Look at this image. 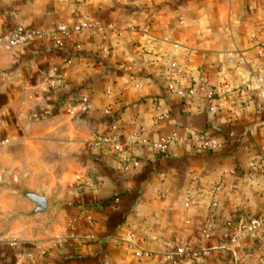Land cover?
Here are the masks:
<instances>
[{"label": "crops", "instance_id": "1", "mask_svg": "<svg viewBox=\"0 0 264 264\" xmlns=\"http://www.w3.org/2000/svg\"><path fill=\"white\" fill-rule=\"evenodd\" d=\"M83 23L105 27L106 53L94 28L62 35L61 48L37 40L8 48L0 40V183L48 200L43 215L9 219L10 209L34 207L0 188L29 204L16 210L0 201V232L8 229L0 241L13 246L14 264H264V230L230 240L241 216L264 213V58L254 46L264 42V0L0 1V33ZM54 67L67 74L59 101L87 95L91 111L74 118L63 107L48 111L41 84ZM173 74L184 89L214 91V111L199 95L170 93ZM225 86L239 95L228 96ZM39 113L45 119L34 121ZM114 128L126 143L123 158L133 150L138 167L89 148L94 135ZM174 134L187 140L153 148ZM191 134L221 146L203 150ZM76 176L96 186L76 188ZM33 179L44 188L32 187ZM76 218L72 239L66 222ZM180 248L190 256L167 259Z\"/></svg>", "mask_w": 264, "mask_h": 264}, {"label": "built area", "instance_id": "2", "mask_svg": "<svg viewBox=\"0 0 264 264\" xmlns=\"http://www.w3.org/2000/svg\"><path fill=\"white\" fill-rule=\"evenodd\" d=\"M1 1V0H0ZM90 28H94L96 32L101 35L103 42L99 45V49L106 53L108 51L106 44H105V35L104 30L105 27H102L98 24L91 25L89 23H83L71 28L66 27L63 24L57 25L53 29H46V30H31L27 29L23 26H16L14 28H7L2 33H0V40L4 41V45L6 47H15L27 44L31 41H48L52 43L54 48H61L63 46L62 43V35L71 36L74 34H81L85 30ZM106 29L115 32L117 35H122L124 30L118 28L116 25L109 24L106 26ZM146 31V30H145ZM254 46L258 51V55L261 58H264V42L254 41ZM81 47L77 46L76 50L80 51ZM65 63L68 65L72 64V59H65ZM176 72L179 74L181 73V68L176 64L172 63L171 65ZM177 74V75H178ZM67 83V74L63 72L59 67H54L51 72L45 77L44 81L41 84V88L45 94L46 100L49 102L48 111H58L61 107H63L66 113L74 118L78 114L87 113L91 111L92 104L90 102L89 96L85 95L80 100H67V101H59V93L61 88H63ZM225 93L230 97H237L239 95L238 91L230 90L226 87ZM167 90L170 93L179 95L180 97H195L199 95L200 99H204L209 101L211 104L210 110L214 111L215 109V100L217 94L208 89L204 84H200L197 87H192L189 89H184L179 86L178 79L176 75H171L170 82L168 84ZM112 113V109H106L105 114L110 115ZM46 116V115H45ZM44 118L42 113L36 115L35 118ZM167 118L166 115L160 117V119ZM191 139H195L198 143V147L203 150H214L218 149L221 145L216 141L206 140L202 136L197 135H190ZM187 138L180 137L177 134L164 137L159 141L153 144V148L157 152H165L168 151L172 146L176 143H184ZM126 143L123 141L119 131L117 128H114L112 133L108 136H102L96 134L91 142V150L96 155H105V156H113L118 161H121L123 165H132L134 167L139 166V160L133 156L132 152L130 155L123 158V153L125 151ZM73 186L76 188L81 187H94L96 186L95 182L88 176L81 177L76 176ZM220 189V186L215 188V192ZM217 207V203L214 202L212 205V209ZM80 214L86 220L89 225L94 224L93 217L90 213H88L87 209L84 207H80ZM69 237L72 239H76V228H77V218L70 220L69 225ZM264 230V213L256 217H246L241 216L236 225L232 227V233L230 235V240L233 243H236L242 239H245L250 234L255 233L256 231ZM130 238L133 239V235H130ZM130 243V242H129ZM61 246V245H60ZM45 253H42L44 256ZM136 257L142 258L146 256L145 253L141 251L135 252ZM182 256H190V253L185 251L183 248L178 249L175 252H171L167 255V259L171 262H175L177 258Z\"/></svg>", "mask_w": 264, "mask_h": 264}, {"label": "rangeland", "instance_id": "3", "mask_svg": "<svg viewBox=\"0 0 264 264\" xmlns=\"http://www.w3.org/2000/svg\"><path fill=\"white\" fill-rule=\"evenodd\" d=\"M44 119L45 118H41V117L40 118L39 117L38 118L33 117L34 121H38V120L41 121V120H44ZM94 136H93V138H94ZM93 138H92V140H93ZM92 140H91V142H92ZM91 142L89 143V148L90 149H91ZM2 164L3 163L0 162V167H3ZM6 169H7V167H6ZM10 170H11V167H10ZM6 174L9 175V180H11V171H10L9 174L8 173H6ZM33 180H35V184L32 187L37 188V189H39L41 187L44 188V186L40 187L39 184L37 183V181H39V180H37V179H33ZM0 201L4 202V203H7L10 206L14 205L16 207V210L18 208L29 207V204H27V202L22 201L21 198L19 196H17L16 194H14L13 192L12 193L11 192H9V193L8 192H6V193L0 192ZM14 201H16V203ZM17 213H18L17 211L15 212V214L11 213V209H10V212L8 214L9 219H13L14 216L17 215ZM70 220H67V222H66L67 223L66 232H67L68 236H69V230H70V228H69ZM7 230L8 229L5 228V230H2L0 232L1 237H2V235L8 234ZM9 230H11V229H9ZM11 237H13V239H14L15 236L11 235ZM3 242L4 241H2V240L0 241V264H14L15 261H16V256H15L14 251H13V249H14L13 246H11V248L10 247L8 248L7 247L8 244L7 243H3ZM63 243H64L63 242V238H60V239L56 240L55 245H56V247H58L60 249V245H63ZM44 251H45V255L44 256H46L48 251L47 250H44Z\"/></svg>", "mask_w": 264, "mask_h": 264}, {"label": "water", "instance_id": "4", "mask_svg": "<svg viewBox=\"0 0 264 264\" xmlns=\"http://www.w3.org/2000/svg\"><path fill=\"white\" fill-rule=\"evenodd\" d=\"M0 188H7L15 191L23 199L29 201L33 205V210L30 213H19L14 217L24 215L33 218L37 215H43L48 211V200L45 193L37 194L26 189L23 184L0 183Z\"/></svg>", "mask_w": 264, "mask_h": 264}]
</instances>
